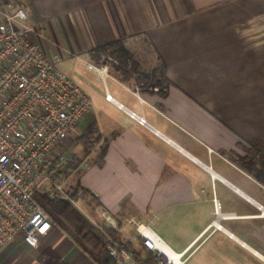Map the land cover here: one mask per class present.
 <instances>
[{
    "label": "crops",
    "instance_id": "0c3cea01",
    "mask_svg": "<svg viewBox=\"0 0 264 264\" xmlns=\"http://www.w3.org/2000/svg\"><path fill=\"white\" fill-rule=\"evenodd\" d=\"M3 5L24 9L42 28L30 39L58 55L61 69L72 60L108 65L97 78L113 101L92 103L71 138L98 127L100 143L73 172L77 210L94 228L106 213L143 264L158 263L141 250L131 221L149 226L184 264H264V0ZM114 43L132 57L125 74L111 58L101 65L90 58ZM140 71L148 77L138 80ZM215 200L233 217L216 220ZM0 264L98 263L53 226L38 249L15 237L0 250Z\"/></svg>",
    "mask_w": 264,
    "mask_h": 264
},
{
    "label": "built area",
    "instance_id": "2783aa9c",
    "mask_svg": "<svg viewBox=\"0 0 264 264\" xmlns=\"http://www.w3.org/2000/svg\"><path fill=\"white\" fill-rule=\"evenodd\" d=\"M30 36L40 38L43 33L40 26L29 24L25 10L0 6V250L18 235L38 249L40 239L52 230L53 222L34 194L45 190L44 183L64 161L69 141L92 110L90 96L59 67L60 57L48 56ZM86 69L98 78L108 75V65L86 64ZM105 99L113 101L108 94ZM43 192L71 200L59 184L53 193ZM215 213L216 220L233 217L220 212L217 200ZM102 220L97 228L115 263L142 264L140 251L122 238L113 219L102 213ZM131 224L141 250L158 264H175L164 250L184 264L183 254L172 252L149 226ZM212 225L222 229L216 221Z\"/></svg>",
    "mask_w": 264,
    "mask_h": 264
},
{
    "label": "trees",
    "instance_id": "16d2710c",
    "mask_svg": "<svg viewBox=\"0 0 264 264\" xmlns=\"http://www.w3.org/2000/svg\"><path fill=\"white\" fill-rule=\"evenodd\" d=\"M89 55L98 65L106 64L108 58L115 60L118 65L117 67L121 68L119 70L123 74H125L127 64L132 63L131 55L120 43H114L107 47L91 51ZM136 76L138 80H141L142 77H148L142 71L137 72ZM100 140L98 127L93 123L75 139V143L83 148L82 157L77 159L74 163H69L70 168L68 171H61L55 174H53L52 171L50 173L51 180H57L61 175L65 177L71 176L83 160L89 156L91 150L100 143ZM102 151L104 152L105 148H102ZM257 178L261 180L259 176H257ZM78 189L76 183L73 192L69 196L72 201H77L80 198L81 195H78L77 193ZM34 199L43 208L45 213L50 216L53 226H57L69 234L76 243H78L83 249L87 250L91 256L95 258L98 264H108V253L104 245L103 234L94 228L90 222L70 204L69 201L52 198L49 193H35ZM113 263L116 264L114 260Z\"/></svg>",
    "mask_w": 264,
    "mask_h": 264
},
{
    "label": "rangeland",
    "instance_id": "374dc122",
    "mask_svg": "<svg viewBox=\"0 0 264 264\" xmlns=\"http://www.w3.org/2000/svg\"><path fill=\"white\" fill-rule=\"evenodd\" d=\"M86 61H68L62 64V69H66L67 72H64L77 84H79L84 91L90 96L91 101L94 105V108H99L100 106L104 105V96H106V93L104 94V85L103 83H100L97 76L94 74L89 73L86 71ZM79 135V132L76 134ZM75 139H72L69 141V149L65 152V159L62 162V164L54 170L53 174L61 172V171H68L69 170V163H74L77 159L81 158L82 152L78 147L76 148V145L74 143ZM79 175H73L69 177L60 176L57 180H50L46 181L44 183V189L40 190L39 193H44L43 191L47 192H54L55 185H62V189L64 193H66L68 196L73 192V188L75 187L77 183ZM70 204L78 209L79 205L77 204V201L68 200ZM103 222L102 218L99 221V224ZM104 223V222H103ZM143 262V261H142Z\"/></svg>",
    "mask_w": 264,
    "mask_h": 264
},
{
    "label": "bare ground",
    "instance_id": "6f19581e",
    "mask_svg": "<svg viewBox=\"0 0 264 264\" xmlns=\"http://www.w3.org/2000/svg\"><path fill=\"white\" fill-rule=\"evenodd\" d=\"M102 78L104 77V75L101 76ZM164 253L166 255L169 256L170 259H172L174 261L175 264H179L177 257H175L174 255H172L171 253L168 252V250H164Z\"/></svg>",
    "mask_w": 264,
    "mask_h": 264
}]
</instances>
